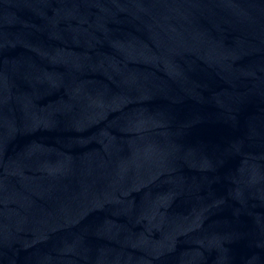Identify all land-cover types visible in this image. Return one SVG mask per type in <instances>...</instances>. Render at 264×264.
<instances>
[{"label":"water","instance_id":"1","mask_svg":"<svg viewBox=\"0 0 264 264\" xmlns=\"http://www.w3.org/2000/svg\"><path fill=\"white\" fill-rule=\"evenodd\" d=\"M0 264H264V0H0Z\"/></svg>","mask_w":264,"mask_h":264}]
</instances>
